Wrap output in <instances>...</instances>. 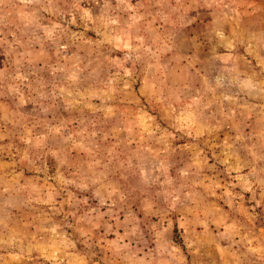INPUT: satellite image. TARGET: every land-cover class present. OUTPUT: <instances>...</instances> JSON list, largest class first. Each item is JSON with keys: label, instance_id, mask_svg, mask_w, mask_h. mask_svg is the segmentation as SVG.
Instances as JSON below:
<instances>
[{"label": "rangeland", "instance_id": "rangeland-1", "mask_svg": "<svg viewBox=\"0 0 264 264\" xmlns=\"http://www.w3.org/2000/svg\"><path fill=\"white\" fill-rule=\"evenodd\" d=\"M0 264H264V0H0Z\"/></svg>", "mask_w": 264, "mask_h": 264}]
</instances>
